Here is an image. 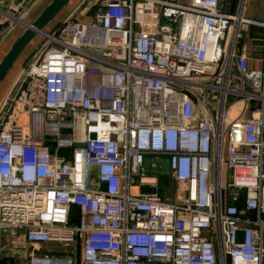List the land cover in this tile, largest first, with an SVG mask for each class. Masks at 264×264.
<instances>
[{"label": "built area", "instance_id": "1", "mask_svg": "<svg viewBox=\"0 0 264 264\" xmlns=\"http://www.w3.org/2000/svg\"><path fill=\"white\" fill-rule=\"evenodd\" d=\"M238 20L220 0H98L38 31L9 96L30 131L0 115V231L72 249L29 264H76L77 236L79 264H264V45L260 68L234 33L222 52ZM146 156L168 159L170 200Z\"/></svg>", "mask_w": 264, "mask_h": 264}, {"label": "crops", "instance_id": "2", "mask_svg": "<svg viewBox=\"0 0 264 264\" xmlns=\"http://www.w3.org/2000/svg\"><path fill=\"white\" fill-rule=\"evenodd\" d=\"M51 1L52 0H31L28 3L25 13L22 14V21L15 23L12 30L5 37H3L2 40H0V62L17 39L26 30L27 25L35 21ZM68 1L71 4L60 12L58 17L49 25H47L50 21L48 20L43 26V30H53L65 20L88 22L92 19L93 13H90V10L93 7V0L90 2H87V0ZM181 1L187 2L188 0ZM27 2L28 0H0V24L2 25L7 23L11 19L12 14L17 15L20 8L24 7ZM220 5L222 7H227L231 12L236 13L240 10V20H238L235 30L234 24L227 30L225 36V42L228 44L227 47L229 46V42H231L234 33L233 41L236 52L246 55L248 68H260L262 66L261 54L264 45V0H220ZM36 35L40 44L42 37L39 33H36L35 36ZM33 38L21 50L22 52L28 48V51L25 52L21 60L16 59L21 53L20 52L6 71L3 78L0 80L1 85L2 80H4V78L8 75L12 65L16 64L12 73L9 75L6 85L0 90V109H3L1 114L4 112L2 123L6 125L11 123L18 124L26 128V126L17 121L19 115H23L29 117V123L27 124L28 129H30L31 124L30 115L24 110V105L21 101H9V96L13 93L23 67L26 65L30 55L35 50L36 42H34L33 45L30 43ZM39 44L37 43V47ZM236 105L238 106L234 107V105L233 108L229 110V114H231V112H235L234 114L229 115V119L234 118L240 113V106H242V103L239 101ZM255 106V101L250 102L249 106L244 108L243 116L248 117L255 109ZM75 209L76 207L73 206L72 212L75 213L77 211V209ZM37 254L59 255L57 254V251L53 249L48 251H38ZM63 254L64 253L60 254V256Z\"/></svg>", "mask_w": 264, "mask_h": 264}, {"label": "rangeland", "instance_id": "3", "mask_svg": "<svg viewBox=\"0 0 264 264\" xmlns=\"http://www.w3.org/2000/svg\"><path fill=\"white\" fill-rule=\"evenodd\" d=\"M86 1V0H85ZM92 0H87V2H90ZM92 2L93 7L90 10V13H94L97 11L98 8V0H93ZM189 1V0H188ZM184 2V3H188ZM68 0H66L61 7L54 13V15L49 19L50 21L47 23V25L51 24V22L58 17L60 12H62L64 9H66L71 3ZM48 6V5H47ZM46 25V26H47ZM40 37V36H39ZM37 35L34 36L33 40L30 42L31 45L36 42L35 49L37 47V43L39 44V41L37 39ZM227 43L225 42V38L221 41L220 43V49L221 51H225L227 49ZM28 49V48H27ZM22 51L18 57L16 58L17 60H21V58L24 56L25 52L28 50ZM17 63V62H16ZM16 64H13L10 71L8 72V75L2 80V83L0 85V90L6 85V82L9 78V75L12 73L13 69L15 68ZM238 105L235 104L234 107H237ZM233 108V107H232ZM236 109V108H235ZM3 111V109H0V114ZM236 111V110H235ZM235 113V112H234ZM231 112V114H234ZM229 114V112H228ZM229 114V115H231ZM19 123L23 124L26 126L25 130L30 131L28 129V123H29V117L19 115L18 120ZM67 148H63L61 150V154H67L68 153ZM223 177L224 179H227L228 177V172L223 164L221 167ZM211 172H212V166H211ZM174 182L170 178L169 175H158V194L160 197L164 200H170L174 194ZM146 189V188H144ZM131 191L135 192V188H132ZM76 210V209H75ZM0 241H1V254L4 257L5 263L9 264H29V257L30 254H37L39 251L43 250H56L57 254H62L63 252L70 251L71 244L70 243H62V242H54V241H48V242H39V241H29L26 237L25 231H18L17 228H11V227H3L0 231ZM80 243V242H79ZM80 246V245H79ZM75 258L77 257V248L75 247ZM78 258H80V249H79V255Z\"/></svg>", "mask_w": 264, "mask_h": 264}, {"label": "water", "instance_id": "4", "mask_svg": "<svg viewBox=\"0 0 264 264\" xmlns=\"http://www.w3.org/2000/svg\"><path fill=\"white\" fill-rule=\"evenodd\" d=\"M65 1L66 0H52L50 4L43 10V12L36 18V20L27 25L26 30L17 39V41L13 44V46L9 49V51L5 54L2 61L0 62V80L3 78L6 71L8 70L14 59L17 57V55L21 52V50L35 36V34L38 33L39 30L43 29L45 23L54 15V13L61 7V5ZM91 136L94 137V134H91ZM151 161L159 164L160 168L157 167L150 168ZM142 169L145 172H152L158 175H168L169 161L166 157L157 158V157L146 156L143 161ZM18 231H23V229L20 228ZM79 245H80L79 237L77 236L76 264H79V258H78L79 249H80Z\"/></svg>", "mask_w": 264, "mask_h": 264}, {"label": "trees", "instance_id": "5", "mask_svg": "<svg viewBox=\"0 0 264 264\" xmlns=\"http://www.w3.org/2000/svg\"><path fill=\"white\" fill-rule=\"evenodd\" d=\"M1 262H2V264H7V263H5V261H4V257H2Z\"/></svg>", "mask_w": 264, "mask_h": 264}]
</instances>
